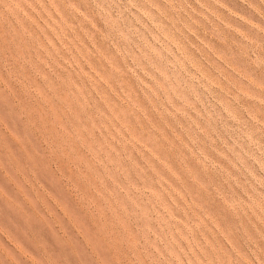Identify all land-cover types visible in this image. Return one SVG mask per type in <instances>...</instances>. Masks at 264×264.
Masks as SVG:
<instances>
[{
  "label": "rangeland",
  "instance_id": "1",
  "mask_svg": "<svg viewBox=\"0 0 264 264\" xmlns=\"http://www.w3.org/2000/svg\"><path fill=\"white\" fill-rule=\"evenodd\" d=\"M0 264H264V0H0Z\"/></svg>",
  "mask_w": 264,
  "mask_h": 264
}]
</instances>
